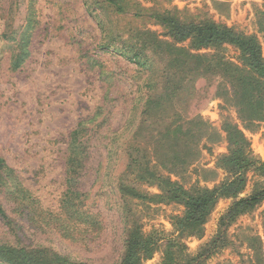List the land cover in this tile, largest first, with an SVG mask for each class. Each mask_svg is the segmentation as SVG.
Returning <instances> with one entry per match:
<instances>
[{"label":"rangeland","instance_id":"1","mask_svg":"<svg viewBox=\"0 0 264 264\" xmlns=\"http://www.w3.org/2000/svg\"><path fill=\"white\" fill-rule=\"evenodd\" d=\"M123 4L125 14L96 0H0V158L16 170L37 200L32 215L35 228L10 214L23 231L17 239L0 222V243L48 247L91 264H118L127 220L139 222L146 233L154 229L173 233L172 219L183 214V206L124 195L120 186L124 183L144 193H160L156 185L138 179L139 166H128L129 153L133 158L143 155L149 128L161 140L158 132L179 110V118L189 123L185 126L188 131L171 142L185 162L151 167L185 189L212 188L225 178L217 167L219 156L227 153L225 119L241 128L253 154L264 160V124L247 125L239 119L237 110L218 96L221 78L213 74L197 78L181 72L182 68H204L213 59L197 63L181 56L183 61L176 65L174 54L168 53L172 41L167 30L147 17L135 16L138 10H176L184 19L212 20L237 32L256 34L264 46V0H124ZM107 35L121 50L146 39L148 66L138 67L113 49H101ZM23 37L29 55L13 70ZM189 46L187 42L175 48L193 55H223L233 62L239 55L231 46L199 52L190 51ZM169 78L171 91L178 97L164 101L159 115L150 120L154 126H141L147 132L138 136L144 106L164 92ZM181 84L192 90H176ZM199 118L205 126L195 124ZM83 121L90 127V156L85 172L76 177L82 180L81 193L87 195L86 209L104 226L90 240L79 242L46 222L63 213L60 202L68 189L67 180L72 178L67 167L69 137ZM147 148L153 149V145ZM157 150L164 154L161 142ZM248 179L242 196L250 194L256 183H264V177L254 171ZM232 202L221 199L216 204L202 238L185 239L190 253H197L214 237L219 219ZM229 236L233 244L205 264H264V202L235 221ZM161 258L158 252L146 264H159Z\"/></svg>","mask_w":264,"mask_h":264},{"label":"trees","instance_id":"2","mask_svg":"<svg viewBox=\"0 0 264 264\" xmlns=\"http://www.w3.org/2000/svg\"><path fill=\"white\" fill-rule=\"evenodd\" d=\"M96 1L113 7L118 14L127 13L123 4L124 0ZM135 16L147 17L167 30V35L172 41L168 53L170 56L174 54L176 65L180 66L179 64L183 61L181 56L194 58L197 63H202L205 59H213L211 64H206L204 68H202L203 66L182 68L181 72L187 75L192 74L197 78L206 74L220 77L222 82L218 86V96L225 101V104L233 106L237 110L239 119L247 125L264 124V46L256 34L237 32L233 28L212 20L184 19L176 10H138L135 12ZM145 40L141 39L140 42L127 46L126 50H121L114 47L112 37L107 35L102 42L101 49H113L116 53L127 58L130 63L145 68L148 66V57L144 53L148 43ZM187 42L190 45L189 50L195 52L216 50L222 46L234 47L239 53L237 62L226 59L223 55H193L183 48H175L178 44ZM19 43L20 51L13 59V70H18L29 55L27 40L23 37ZM170 81V78L167 79L162 94L150 98L144 106L138 136L147 132V129L141 126H154L150 120L159 115L158 110L163 108L164 101H173L174 97H178L177 94L172 93ZM176 90L190 92L192 89L190 86L181 84ZM180 114L181 110L176 113L173 120L164 122V126L158 132L162 136L161 140H158L156 134H153L155 129L149 128V133L143 139L145 148L142 150V156L133 158L129 153L128 166H139L138 179L147 184L156 185L160 193H144V191L124 183L121 184L120 190L124 195L149 202L179 204L183 206L184 212L181 216L173 217L174 231L171 234L159 229L146 233L142 230L139 222L127 220V235L123 242L122 256L118 264H146L153 260L158 252L162 253L159 264H205L221 250L233 244L229 236L232 224L240 217L254 212L264 202L263 182L256 183L250 194L242 196L248 187L250 171L264 177V160L253 154L251 143L244 132L237 124L228 119H225L222 126L227 136V153L220 155L217 162V167L224 172L225 178L216 186L212 188L195 187L187 190L179 182L171 180L155 167H151L158 165L167 167L174 161L185 162L182 155H177L178 150L177 148L173 149L171 142L175 136L183 135L188 131L185 126L189 123L181 120ZM195 124L205 126V122L200 118ZM89 132L90 127L83 121L77 125L69 137L67 167L72 178L67 180L68 189L60 202L63 213L55 215L54 220L49 219L46 222L48 226H54L59 234L74 238L79 242L90 240L92 238L90 236L99 233L104 226L98 220L97 215L90 214L86 209L87 195L81 193L82 180L79 182L76 177L77 173L85 172L90 156V137H87ZM160 142L164 147V154L157 150ZM150 145H153L151 150L147 148ZM169 154L170 157H168ZM81 196H85V198ZM221 199H233V202L219 219L216 234L207 243L201 245L197 253H190L185 239L202 238L204 225ZM36 204L37 200L23 185L16 170L8 166L5 159L0 158V222L17 239H20L23 227L10 214L16 215L28 223L31 228H35L37 222L32 215L36 211ZM6 205L10 207L11 212L8 211ZM63 215L66 217L65 219L62 217ZM0 263L91 264L87 261L73 259L48 247L17 245L14 242L0 243Z\"/></svg>","mask_w":264,"mask_h":264}]
</instances>
